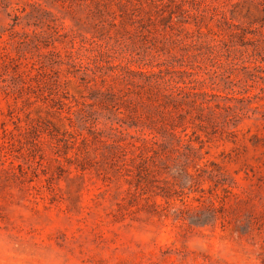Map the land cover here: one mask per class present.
<instances>
[{
  "label": "rangeland",
  "instance_id": "rangeland-1",
  "mask_svg": "<svg viewBox=\"0 0 264 264\" xmlns=\"http://www.w3.org/2000/svg\"><path fill=\"white\" fill-rule=\"evenodd\" d=\"M0 264H264V0H0Z\"/></svg>",
  "mask_w": 264,
  "mask_h": 264
}]
</instances>
